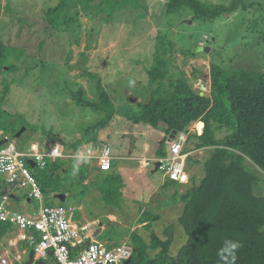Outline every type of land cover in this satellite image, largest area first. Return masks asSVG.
<instances>
[{
    "label": "rangeland",
    "instance_id": "1",
    "mask_svg": "<svg viewBox=\"0 0 264 264\" xmlns=\"http://www.w3.org/2000/svg\"><path fill=\"white\" fill-rule=\"evenodd\" d=\"M135 1L139 3L137 6H143L142 10L123 8L110 19H105V13L87 17L81 12L79 31L69 26L57 32L45 23L42 13V9L55 5L57 0H0V41L15 48V55H18L16 60L10 53L6 61L16 64L15 71L5 72L6 63L4 69L0 68V140L8 138L23 150L32 143L44 148L52 143L63 145V142L77 140L84 129L104 116L103 110L78 106L72 96L82 87L86 99L94 103L99 101L95 88L97 79L91 78L88 72L97 74L115 106L148 102L147 71L154 65L153 50L158 32H165L175 43L171 72L183 70L188 83L202 94L209 93L212 64L228 70L238 67L251 70L263 64L264 0H244L245 9L239 6L236 11L212 21H196L189 11L171 15L169 0ZM202 1L227 5L232 0ZM92 2L99 4V0ZM129 6H132L131 2ZM141 12L145 15L139 16ZM196 45L209 46L210 50L194 53ZM129 77L136 80L134 88L127 86ZM132 107L130 114H137L138 108ZM23 126L24 131L17 137L16 133ZM201 126L200 122L193 121L188 130L193 132L202 129ZM105 131L104 140L116 156L114 169L117 172L128 166L137 167L139 157L135 154H141L146 144H149L147 155H156L159 149L168 153L169 142L163 136L164 130L144 123H139L137 128L128 116L116 114ZM134 131L137 134L134 135ZM199 151L192 155L202 159L205 153L203 149ZM145 167L140 171L138 168V172L132 171L131 176L123 174L126 184L118 208L103 204L94 189H89L84 197L68 196L64 201L53 195L44 198L69 211L71 204L77 205L81 201L87 204V212L97 221L88 231L101 227L100 233L92 237L97 241L108 244L112 238L118 243L131 242V234L125 233L128 229L150 244L153 235L166 240L169 238L166 232H171L170 253L175 254L186 238L178 222L182 203L172 198L174 186L159 187L167 180L163 176L164 169H156L153 162ZM245 167L261 178L253 185V192L260 195L264 192V173L250 160L245 162ZM191 174L198 177L197 182L203 175L195 166L188 171V175ZM186 186L178 184L176 188L182 193ZM25 189L29 190L26 186L15 187L17 193ZM147 210L160 217L150 220V226L140 217ZM75 211L70 214L72 219L79 221ZM16 240V234H13L0 243V264H4L2 258L13 264L26 256L25 250L21 252L12 244ZM50 259L48 256L44 261Z\"/></svg>",
    "mask_w": 264,
    "mask_h": 264
},
{
    "label": "trees",
    "instance_id": "2",
    "mask_svg": "<svg viewBox=\"0 0 264 264\" xmlns=\"http://www.w3.org/2000/svg\"><path fill=\"white\" fill-rule=\"evenodd\" d=\"M130 2L132 6H129ZM168 3L171 15L189 11L196 21H212L236 11L239 6L244 9L247 6L244 0H232L227 5L202 0H169ZM138 4L135 0H99V4L92 0H57L55 5L42 9V13L45 23L57 32L69 26L79 31L81 26L78 16L81 12L87 17L105 13V19H110L123 8L142 10L143 6L139 7ZM144 15L143 12L139 14ZM174 50L175 43L165 32H158L153 50L154 65L147 71L149 100L133 104L138 108L137 114H130L133 105L115 106L97 74L88 72L91 78L97 79L95 88L99 101L94 103L86 99V92L82 87L73 92L72 96L78 106L103 110L104 116L95 125L84 129L77 140L63 142V151L72 154L82 144L92 143L96 147V153H99L103 145L108 143L104 140L107 136L105 128L116 114L128 116L135 124L144 123L154 129L164 130L168 138L173 132H188L184 153L203 149L205 154L202 159L187 155L185 171L188 174L197 165L203 175L198 182V177L195 178L192 174L188 175L185 182L166 178L160 186L163 189L174 186L172 198L182 203L178 222L186 237L184 244L175 254H171V232H166L169 235L166 240L153 235L148 244L136 232L126 229L125 233L131 234V244L134 247L132 262L220 264L217 250L226 239H231L242 244L237 252V264H264V192L260 195L253 192L254 183L261 178L245 167V162L250 160L254 167L264 173V61L261 66L251 70L241 67L228 70L222 65L212 64L209 93L201 94L188 83L183 70L171 72ZM189 52L195 55L193 51ZM10 53L18 60L16 49L5 46L0 41V68L4 69L3 65L6 63L8 68L5 72L16 69V64L6 62ZM195 73L193 71L194 76ZM175 75L178 76L175 78ZM193 121L202 123L200 134L197 130H188ZM157 155L161 158L167 152L159 149ZM72 162V157H56L47 158L43 168L31 167L28 160L25 164L45 197H57L58 194H63L65 199L77 195L84 197L89 189H94L99 193L103 204L118 208L125 182L121 173L114 169L115 157L110 169L94 167L90 171L87 165L82 164L75 178L71 176ZM88 176L89 182L85 183ZM0 182L4 184V178ZM178 184L187 185L182 193L176 188ZM16 185H20V181L13 187ZM4 187L6 190L10 188L8 185H0V193ZM45 204L52 205L47 199ZM140 217L147 226L151 225L150 220L160 218L150 210L141 213ZM12 230L11 224L0 221V243L13 235ZM110 239L108 246L118 244ZM19 247L26 249L27 256L29 255L31 248L25 241H21ZM50 258L46 263L57 264L51 255ZM15 264L22 263L15 261Z\"/></svg>",
    "mask_w": 264,
    "mask_h": 264
},
{
    "label": "built area",
    "instance_id": "3",
    "mask_svg": "<svg viewBox=\"0 0 264 264\" xmlns=\"http://www.w3.org/2000/svg\"><path fill=\"white\" fill-rule=\"evenodd\" d=\"M187 138L188 132L176 133L169 141L167 155L159 158V168L164 169L165 178L178 182L187 181L188 174L185 171L187 154L183 151ZM53 149L60 151L59 158L73 157L77 152L91 150L93 158L85 165L93 163L101 169H110L114 158L108 143L103 145L99 153H96V147L91 143L82 144L77 151L66 154L57 143L44 148L32 143L29 148L23 150L8 139L7 142L0 144V173L6 177L4 184L0 182V185L11 186L20 181L21 186L29 188V196L36 200L38 207L32 213L13 209L10 194L1 192L0 221L13 226L12 232L16 234L17 240L27 243L36 260L44 261L50 256L48 251L51 250V256L57 264H134L132 262L134 247L130 241L125 240L108 246L92 239L83 246L82 243L90 236L87 232L89 225L75 226L70 221L69 213L75 210L74 207L69 211L63 206L45 204L44 194L25 161L33 160L35 166L43 168L47 158H56ZM3 261L4 264H9L4 258L1 259V262Z\"/></svg>",
    "mask_w": 264,
    "mask_h": 264
},
{
    "label": "crops",
    "instance_id": "4",
    "mask_svg": "<svg viewBox=\"0 0 264 264\" xmlns=\"http://www.w3.org/2000/svg\"><path fill=\"white\" fill-rule=\"evenodd\" d=\"M135 124V123H134ZM137 125V128L139 126V124H135ZM149 126V125H148ZM199 134L201 133V128H198L197 129ZM134 135L137 134V131H134L133 132ZM165 133V132H163ZM163 136H166V134H164ZM167 137V136H166ZM167 140H169V138L167 137ZM87 144V143H85ZM149 144H146L145 145V148L143 150V152L141 154L139 153H136L135 155H137L139 157V163H137V167H132V166H128L126 168H122L121 172L119 171V173H121L123 179H124V182L126 184V180L124 178V175L123 174H126L127 176H131V172L134 171V172H138V168H139V171L141 170V168L143 167H148L149 164L151 162H153L154 164H156L157 161H159V158L158 155L156 154H153V155H147L149 153V147H148ZM200 149H193L191 151H188L187 155H190L192 157H194L192 154L194 153H200L199 151ZM115 157V160H116V156ZM195 158V157H194ZM198 159V157H197ZM96 167L94 166V164H90L88 166L89 170L92 171L93 168ZM145 167V169H146ZM197 169H198V166L196 165L195 166ZM191 170V169H190ZM123 171V172H122ZM91 173V172H90ZM89 173V174H90ZM164 176V175H163ZM4 177L1 175L0 176V181L1 179H3ZM89 178L90 176H88L87 180L85 181V183H88L89 182ZM129 180H132V178H129ZM5 181V179H4ZM164 183V181H163ZM163 183H160V186L163 184ZM14 185H11L9 190H6V187H4L1 192H8L11 196V201H10V204H11V208L13 209H18V210H22V211H25V212H28V213H32L34 210L37 209L38 207V203L36 202L35 199L31 198L29 196V190L25 189L24 191H21L19 193H17L15 191V187H13ZM159 186V187H160ZM65 199V198H64ZM64 201V200H63ZM87 204H84V202H79L77 205L76 204H71L69 206L70 207H73L74 206V209L77 210V213H78V217H79V221L75 220V219H72L73 216H72V213L70 214L69 213V218H70V221L75 225V226H79V225H82V224H85V225H89V230H91V227L92 225H95L96 224V218L91 216L88 212H87V207H86ZM89 210L92 211L93 209H91L89 207ZM73 212H76L75 210ZM97 228H101V227H98ZM95 228L94 230H92L91 232L90 231H87L88 233H90V235L97 229ZM10 237V236H9ZM7 239V238H6ZM20 242L21 241H18L16 240V242H13L12 244L17 248V250L21 251L22 250L24 251L25 250V254L26 256H24L23 260L22 261H18L22 264H34V261L36 260L33 256V258L31 259L30 258V254L27 256V250L26 249H21L19 246H20ZM30 253V251H29ZM15 264V263H13ZM46 264H49V263H46Z\"/></svg>",
    "mask_w": 264,
    "mask_h": 264
},
{
    "label": "clouds",
    "instance_id": "5",
    "mask_svg": "<svg viewBox=\"0 0 264 264\" xmlns=\"http://www.w3.org/2000/svg\"><path fill=\"white\" fill-rule=\"evenodd\" d=\"M127 86L129 88H134L136 86L135 78L129 77L127 80ZM53 155L59 157L61 153L58 149H53ZM93 155L94 154L91 150L86 152L81 151L74 154L72 157L73 162L71 167V176L73 178L78 176L81 165L89 163L93 158ZM241 247L242 244L239 241L226 239L223 242L222 247L217 250V256L219 257L220 264H237V252Z\"/></svg>",
    "mask_w": 264,
    "mask_h": 264
},
{
    "label": "water",
    "instance_id": "6",
    "mask_svg": "<svg viewBox=\"0 0 264 264\" xmlns=\"http://www.w3.org/2000/svg\"><path fill=\"white\" fill-rule=\"evenodd\" d=\"M210 50L209 46H202V45H196V47L194 48V53H197L199 51H205V52H208ZM101 67L102 65L98 68L99 71H101ZM202 94V93H201ZM25 127L23 126L17 133H16V136H20L21 133L24 131ZM176 132H173L172 135L170 136V140L175 136ZM8 141V138H4L3 140L0 141V144L2 143H5ZM28 162L30 163L31 167H35V162L33 160H28ZM156 169L159 168V165H160V160L156 162ZM57 198H61V200L63 201L64 200V195L63 194H58L57 195ZM101 231V228H97L90 236H88L86 238V240L82 243L83 246H86L93 238L92 237H95L97 236ZM30 258L32 259L33 258V252L30 251ZM48 254L51 255L52 254V251L49 250L48 251ZM34 264H46L45 261L43 260H35L34 261Z\"/></svg>",
    "mask_w": 264,
    "mask_h": 264
}]
</instances>
